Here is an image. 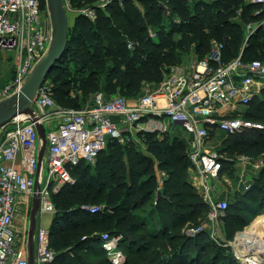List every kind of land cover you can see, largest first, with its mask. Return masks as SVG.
Wrapping results in <instances>:
<instances>
[{"label": "trees", "instance_id": "16d2710c", "mask_svg": "<svg viewBox=\"0 0 264 264\" xmlns=\"http://www.w3.org/2000/svg\"><path fill=\"white\" fill-rule=\"evenodd\" d=\"M70 1L71 7L78 9L97 0ZM40 3L44 6L45 0H40ZM140 4L143 13L133 6L131 0H125L123 9L112 4L105 11L98 12L95 22L79 15L70 17L66 49L45 80L52 77V96L57 102L79 109V100L85 102L95 91L112 95L116 89L121 96L132 98L142 83L160 82L168 67L177 65L181 54L190 51L192 46L198 59L205 57L211 40L219 42L223 39L225 42L222 52L225 64L238 56L245 62L256 59L264 61V26H259L244 42V30L240 23L225 24V20L218 21L239 10L241 19L255 22L259 16H253L252 13L260 8L258 5L246 4L243 0H193L190 5L186 0H140ZM175 14L182 19L178 25L172 22ZM164 20L170 21L172 27H166ZM148 30L155 31L160 41L151 42ZM223 31L225 34H222ZM122 34L139 40L147 49L142 47L130 54ZM173 35H179L180 38L174 41L171 38ZM90 64L94 66L88 67ZM72 86L75 87L74 92L80 91L82 95L75 94L70 99ZM246 108L248 110L243 113L245 119L264 120V90ZM155 135L146 133L144 137L151 158L134 159L131 162L133 167H144L141 175L147 174L148 178L136 188L132 185L125 188L117 183V188H121L119 192L109 191L103 200L108 203L111 213L90 214L81 208L83 204L80 205V201L86 204L93 193L94 198L101 197L104 189L99 177L110 163V154L102 158V151L94 165L80 162L70 170L75 184L63 186L57 194L52 195L53 204L59 198L63 202L59 208H55L49 227L50 248L55 253L50 264H95L82 256L88 254L94 257L104 255L101 264H110L100 247L101 233L122 235L119 249L126 256L124 264L235 263L229 247H217V251L205 260L207 246L202 243L200 234L190 238L175 232L191 220L189 216L192 212L187 210L191 204L187 203L198 199V195L180 179V164L190 166L187 153H184L185 146L179 142L168 143L166 139H159ZM222 145L225 152L239 148L240 154L257 157L264 152V130L227 135ZM107 146L111 149L122 147L115 141L108 142ZM119 159H122L121 153ZM152 160L168 175V179L163 180L156 198L155 212L160 220V228L156 233L146 235L141 232L142 225L127 213L141 208L154 194L157 180L152 175ZM262 184L264 171L255 180L251 193H257ZM82 191L86 192V196L83 197ZM136 196H139L138 200H134ZM119 198L123 200L117 205ZM130 199L133 202L127 207L126 203ZM176 199L178 201L175 202ZM254 199L262 201L259 195ZM243 207L239 204L227 208L229 216L226 217L237 221L233 225L235 231L246 225L247 214L252 212L251 207L254 206ZM259 210L264 211V206H260Z\"/></svg>", "mask_w": 264, "mask_h": 264}, {"label": "built area", "instance_id": "2783aa9c", "mask_svg": "<svg viewBox=\"0 0 264 264\" xmlns=\"http://www.w3.org/2000/svg\"><path fill=\"white\" fill-rule=\"evenodd\" d=\"M63 1L71 16L79 15L95 22L98 12L112 4L122 6L124 0H97L78 9L71 7L70 0ZM248 3L264 10V0H248ZM51 39L46 4L42 6L40 0H0V50L8 53L16 65L13 80L0 91V100L22 87L36 62L48 50ZM210 46L205 57L192 60L152 92L133 100L100 91L79 109H61L52 97V87L44 82L32 104L35 115H18L0 130V264H29L25 226L19 227L18 220L19 212L24 210L23 221L27 222L35 184L39 186L40 204L34 232V259L35 264H50L55 253L50 248L49 229L42 227V218L55 214L52 195L75 183L70 170L80 162L94 165L108 142L121 144L131 134H170L177 127L184 130L188 161L197 171L204 202L209 207L208 220L216 223L226 217L228 202L216 200L212 185L208 184V180L217 176L223 160L210 141L218 131L235 135L264 130L261 124L245 119L241 111L264 90V62L257 59L245 62L238 56L225 64L224 42L211 40ZM127 47L132 49L130 42ZM37 122L43 125L46 138L39 170ZM252 158L244 155L240 161L250 166L247 172L255 178L264 170V164L252 163ZM43 164L47 172L44 178ZM245 190H249V184ZM81 208L90 214L101 210L99 206ZM200 231L199 227L192 228L188 237ZM121 240L120 234L99 235L101 250L110 264L126 261L119 249ZM234 258L241 257L234 252ZM251 259L248 255L242 260L248 263Z\"/></svg>", "mask_w": 264, "mask_h": 264}, {"label": "rangeland", "instance_id": "374dc122", "mask_svg": "<svg viewBox=\"0 0 264 264\" xmlns=\"http://www.w3.org/2000/svg\"><path fill=\"white\" fill-rule=\"evenodd\" d=\"M125 1V0H124ZM123 1V3H124ZM188 1V0H186ZM193 1V0H192ZM196 1V0H194ZM205 2H212L213 0H203ZM244 3H248V0H243ZM189 5L191 2H189ZM133 6H136L141 13H143V6L140 4V2L134 3L132 2ZM120 8L123 9V4L122 6H119ZM258 12V13H257ZM264 10H259L255 9L253 11V16H259L257 21L252 22V21H245L241 19L240 16V11L236 10V13L233 15H228L227 17H224V19L219 18L218 21L220 22L222 20H225V24H231V23H240L243 26L244 30V42L247 41V38L253 35L255 32L254 27L257 26H264ZM262 14V16L260 15ZM261 16V17H260ZM71 14L68 13V19L69 21L71 20ZM172 22L173 25H178L179 22L182 21L176 14L172 17ZM166 27H172L170 24V21L164 20ZM149 38L151 42L156 43L157 41H160L159 36L155 33L153 30H148ZM222 34H225V31L222 32ZM122 37L125 38V47L129 51L130 54H133L136 49L139 48H145L143 44L140 43L139 40L131 38L128 36V34H122ZM171 38L174 39V41H177L180 36L179 35H173ZM218 41V40H217ZM130 42L132 45V49L127 47V43ZM219 42H224L223 39ZM225 44V42H224ZM210 43H209V50H210ZM147 49V48H145ZM198 55L196 51L194 50V47L192 46L190 51H187L180 56V61L177 65L170 66L167 69V72L163 73V78L160 82L157 84L155 83H142L139 88L136 90L137 92L134 94L132 98H127L129 100H133L138 98L141 95L150 93L154 90L155 87L159 86L160 83L166 79L170 74H172L175 71H180L183 70L187 67V64L191 62L194 59L197 58ZM6 63L1 60V55H0V91L3 90L6 86H8L11 81L13 80L15 76V67L16 65L13 64L12 59L7 55L5 56ZM261 61V60H260ZM264 62V61H262ZM89 66H94V65H88ZM1 75L3 78H1ZM52 78V77H51ZM49 78L47 81H45V84L48 86H51L53 88L52 84V79ZM75 87H71L70 91V99L74 98L75 94L82 95L81 92L79 91L78 93L74 92ZM100 91V90H97ZM97 92L95 91L94 93L91 94V97L96 94ZM112 95H120L119 90L116 89V92ZM53 97V96H52ZM55 104L57 107H60L61 109H70L72 108L71 105L69 104H62L56 101V99L53 97ZM87 103V100L85 102H82L79 100L80 107L85 106ZM248 108L241 110L243 113L246 112ZM261 124L264 126V120H259V121H253ZM54 123H51V126H53ZM46 129H48L46 127ZM176 130L179 131L177 136L178 138H174V135L171 134H156L155 137L159 139H166L168 143H181L182 145L185 146V154L188 151V148L186 147V138L187 134L182 130L181 128L177 127ZM146 133H139V134H131L126 137L125 141L119 145L122 147L119 148H114L111 149L110 146L105 147L103 152L101 153L100 157L106 156L108 153L110 154L111 159H109L110 163L107 164L106 166V171H102L99 179L103 187V192L101 197H95L94 198V193L89 196L88 201L85 203H81L83 201H80V205L83 204L84 206H99L101 210L99 211L100 213H111L110 208L108 207V203L104 200V196L107 195V193L110 191H114L116 193L119 192L121 188H117V183L119 186H135L138 187V184L140 185V182L142 180H146L149 175H141L142 173V168H137L132 166V160H140L142 158H151V156L148 154L146 146H145V137ZM181 138V139H180ZM224 134L222 136L218 137L217 141L214 142L215 146L219 147L223 146L220 143L223 141ZM227 139V138H226ZM220 144V145H219ZM222 148V147H221ZM220 151V156L223 158L220 163V169L217 172V176L215 178H212L211 180H208V184L212 185V192L213 196L215 197L216 200H226L230 206H244L243 208H247V206H254L251 207L252 212L248 213L246 217L247 222L246 225L237 231L234 230V223L237 222L236 220L226 217L222 221L216 222V223H210L208 220V213H209V207L208 204L204 202L203 194H202V189L200 188V180L199 177L197 176V171L193 170L190 166H186L183 164H180V171L182 172L181 175V180H184L188 185H190L193 189L194 192L198 195V199L191 201L187 203V205L191 204V206L187 209L189 212L191 211L192 214L189 216L191 219L188 223H186L182 228L179 230L175 231L176 233H179L182 236L188 237V231L192 228H201V231L198 233L201 236V241L203 244H205L207 247L205 249V260H207L211 254L215 253L217 251V247H224V244H227L226 247H229V250L232 252L234 256V252H237L234 243H235V238L237 234H240L242 232H245L246 229L252 224V222L256 219L264 215V211H260L259 208L260 206H264V184H262L261 189L257 191V193H251L253 190V185L255 183V180L258 178V175L261 174L262 170L260 173H257L256 177H250V172H247V170L250 169V166H244L245 164L241 163L240 158L244 155L239 153V148L233 149L230 152H225L223 149H219ZM122 154V159H119V154ZM154 163L153 167V172L152 175L156 178V187L154 189V194L152 198L141 208L138 210L132 212H128L130 218L136 220L139 224L142 225V233H145L146 235L156 233L159 228H160V220L158 219V216L155 212V206H156V198H157V193L159 190H161L163 186V180L168 179V175L163 172L162 169H160L159 165L152 160ZM224 163L225 166H224ZM252 163H257V164H264V152H261L257 157L252 158ZM146 164V161H145ZM42 172H43V178L47 174L46 172V165L43 164L42 166ZM256 174V173H255ZM75 184V183H74ZM249 184V190H245V187L248 186ZM210 185V186H211ZM252 190V191H251ZM81 194L86 196V192L82 191ZM253 194V195H252ZM259 195L260 199L262 201H255V196ZM139 196H136L134 200H138ZM93 199V200H92ZM123 200L119 198L117 205L120 204V202ZM178 201V199L175 200V202ZM63 199L59 198L55 203H54V208H59V205H62ZM133 202V199H130L127 201L126 206H130V204ZM79 205V206H80ZM31 206V205H30ZM111 206H116L115 204H112ZM125 206V205H123ZM257 206V207H256ZM180 210H178L179 212ZM187 211V212H188ZM97 212V213H99ZM200 212V213H199ZM24 210H21L19 212V220L18 224L19 227L23 228L25 226V239L27 240V233L29 229V215H30V210L28 212V217H27V222L23 221L24 217ZM227 215V213H226ZM229 216V213L228 215ZM39 222V216H37V224ZM50 222L51 219L47 216H44L42 218V227L49 229L50 227ZM77 231H73V233H76ZM197 234V235H198ZM196 235V236H197ZM84 237V236H83ZM195 237V236H194ZM190 237V238H194ZM123 240V239H122ZM121 240V241H122ZM120 241V242H121ZM245 247V246H243ZM123 253V252H122ZM95 255V254H94ZM239 255V254H238ZM83 257H86L87 260L91 261L92 263L95 264H101L102 261L104 260L105 256L104 255H96L95 257L92 255H82ZM240 256V255H239ZM235 260V263L233 264H264V260H253V262H244L242 258L240 260ZM107 261V260H106ZM37 264V263H36ZM44 264V263H41Z\"/></svg>", "mask_w": 264, "mask_h": 264}, {"label": "water", "instance_id": "95a60500", "mask_svg": "<svg viewBox=\"0 0 264 264\" xmlns=\"http://www.w3.org/2000/svg\"><path fill=\"white\" fill-rule=\"evenodd\" d=\"M45 4L51 20L52 39L48 50L36 62L30 75L15 93L5 99L0 100V130L10 124L18 115L33 117L35 110L32 104L38 90L44 84L53 65L63 55L67 45V33L69 28L68 12L65 9L63 0H45ZM36 130L39 136L40 148L38 155V170L40 168L45 148L46 138L43 125L36 124ZM39 190L38 184H35V194L31 200L29 215V229L27 233V250L29 264H35L34 259V232L36 228V217L39 212Z\"/></svg>", "mask_w": 264, "mask_h": 264}, {"label": "bare ground", "instance_id": "6f19581e", "mask_svg": "<svg viewBox=\"0 0 264 264\" xmlns=\"http://www.w3.org/2000/svg\"><path fill=\"white\" fill-rule=\"evenodd\" d=\"M234 246L242 259L264 260V215L256 218L245 232L237 234ZM245 246V247H243Z\"/></svg>", "mask_w": 264, "mask_h": 264}, {"label": "crops", "instance_id": "0c3cea01", "mask_svg": "<svg viewBox=\"0 0 264 264\" xmlns=\"http://www.w3.org/2000/svg\"><path fill=\"white\" fill-rule=\"evenodd\" d=\"M259 10H261V9H259ZM262 11V10H261ZM257 26H255L254 27V29H255V31L257 30ZM0 55H1V60L2 61H4L5 63H6V60H5V56H9V54L8 53H6L5 51H3V50H0ZM1 78H3V76L1 75ZM2 84H0V86H1ZM179 133V131L178 130H175L174 132H172V133H170L171 135H174L173 137L174 138H178L179 136H177V134ZM222 134H224V137L225 138H223V141L224 140H226V138H227V134L226 133H224V132H221V131H218V132H216L215 133V135H214V138L210 141V146L213 148V149H216V150H219V149H222L221 147H219V149H218V146H215V143L214 142H216L217 141V139H218V137H220V136H222ZM186 138V137H185ZM181 139V138H180ZM187 139V138H186ZM223 141L220 143L221 145H222V143H223ZM219 144V145H220ZM46 217L48 216L50 219H51V221H52V218H53V216L52 215H45ZM50 224H51V222H50Z\"/></svg>", "mask_w": 264, "mask_h": 264}]
</instances>
